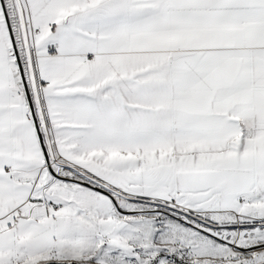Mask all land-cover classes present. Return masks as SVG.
<instances>
[{
	"label": "snow or ice",
	"instance_id": "1",
	"mask_svg": "<svg viewBox=\"0 0 264 264\" xmlns=\"http://www.w3.org/2000/svg\"><path fill=\"white\" fill-rule=\"evenodd\" d=\"M0 264H264V0H0Z\"/></svg>",
	"mask_w": 264,
	"mask_h": 264
}]
</instances>
